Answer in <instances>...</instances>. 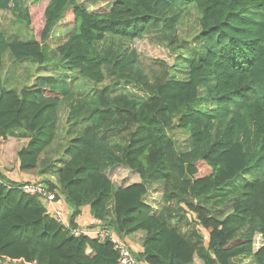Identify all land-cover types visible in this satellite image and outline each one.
I'll return each mask as SVG.
<instances>
[{
  "label": "trees",
  "instance_id": "obj_1",
  "mask_svg": "<svg viewBox=\"0 0 264 264\" xmlns=\"http://www.w3.org/2000/svg\"><path fill=\"white\" fill-rule=\"evenodd\" d=\"M40 2L43 26L35 38L9 39L0 31V139L26 136L17 170L22 177H56L41 183L71 209L64 212L69 229L41 199L22 192L38 181L0 172V255L20 264H119L111 243L72 233L87 211L121 238L142 232L140 243L129 246L141 264H264V0L33 5ZM102 3L110 4L97 8ZM188 6L199 11L200 29L183 41L176 24ZM0 11L30 28L26 0H0ZM66 17L72 31L50 44ZM139 40L177 53L176 63L158 61L162 69L147 72L132 48ZM6 55L38 67L55 63L74 76L7 89L1 75ZM77 79L92 87L90 96L75 93ZM62 107L70 137L65 162L53 168L45 153ZM175 125L189 132L185 152L168 135ZM119 166L139 182L116 188L106 172ZM150 185L161 187L157 214L144 202ZM209 205H221V215Z\"/></svg>",
  "mask_w": 264,
  "mask_h": 264
},
{
  "label": "rangeland",
  "instance_id": "obj_2",
  "mask_svg": "<svg viewBox=\"0 0 264 264\" xmlns=\"http://www.w3.org/2000/svg\"><path fill=\"white\" fill-rule=\"evenodd\" d=\"M26 1L27 3H30V13L32 19L30 28H25V26L23 27L22 24L17 22L11 14L0 11V31L5 33L9 39L20 37V39L22 40H29L31 38H35L34 34L38 32L43 26L41 17L42 1L37 5H33V2L38 0ZM77 1L83 3L84 5H91L93 2V0ZM109 4L110 3H102L98 5L97 8L107 9L109 7ZM199 16L200 13L195 6H188L186 8H183L178 23L176 24V35L179 40L186 41L191 40L193 37H195V35L199 32L200 29ZM69 20L70 17H66L64 21L60 24L59 28L55 31V33H53L54 38H52L50 44L54 43V39L56 40L59 38L62 41L66 39L67 35L72 31L73 28ZM49 47L51 51L54 49V45H51ZM132 48L137 51L140 56L142 67L149 73L157 71L159 72L162 69L158 64V61L166 63L168 67H172L176 63L175 60L177 57V53L175 54L165 47L153 45L148 40L135 41L132 43ZM52 53L55 54V58L53 57L54 62L58 61V55L54 52H51V55H53ZM1 75L3 86L7 89L15 88L17 91H20V89L24 86L36 85L44 79L62 78L70 80L72 76H74V74H71V76L68 77L70 74L60 70L55 65V63H53V65L45 67H38L37 64H33L29 61L23 63L14 62L8 55L4 56L3 58V67ZM122 87H125L127 89V92L131 95H140V92L132 86ZM91 89L92 87L86 84V82L82 79H77L74 83V91L75 93H79L80 95L90 96ZM60 112L61 117L59 125L57 127L55 139L49 147V151L45 153V156H49L51 159H53V168L61 167L65 162V158H62L61 156L62 148L66 144L68 137H70V135L66 134V127L63 125V122L65 120L64 114L66 113L63 107L61 108ZM177 121L178 117L175 119V123H177ZM168 135L174 140L176 148L179 152H185L189 149L190 146L188 131L181 130L175 125L172 129L168 130ZM26 143V136L23 135L21 132H17L14 136L8 137L6 139H0V172H10L15 175L17 179H20V181L36 180L38 182L34 183H41L45 178H49L51 179V181L53 180L54 182H56L55 176L51 177L49 175H45L39 177L37 175V172L27 173L28 177H22V174L17 170L16 167V153L20 148L24 147ZM203 174L204 169L201 168L199 176H202ZM106 175L112 181L113 185L116 188H123L129 186L135 183L136 180H139V177L136 173L131 172L128 168H124L121 166L115 167L107 171ZM15 177H12V180L17 181ZM254 178L255 176L252 175L244 178V180L251 181ZM144 202L149 205V207L152 209V212L157 214L159 208L162 206L161 187H159L158 185H150L148 187V193L144 197ZM209 209L211 212H213V210H217V213H219L218 215H221V205H209ZM93 226H90L89 228ZM79 229L81 228L79 227ZM140 239L142 240V238H139V241ZM195 264L199 263L196 262Z\"/></svg>",
  "mask_w": 264,
  "mask_h": 264
},
{
  "label": "built area",
  "instance_id": "obj_3",
  "mask_svg": "<svg viewBox=\"0 0 264 264\" xmlns=\"http://www.w3.org/2000/svg\"><path fill=\"white\" fill-rule=\"evenodd\" d=\"M24 194L35 196L41 199L48 211V213L56 219L57 222L69 229L68 221L64 217V202L61 198H57L55 193L48 190V187L42 183H28L22 187ZM76 236L88 235L96 238L99 242H109L112 244L113 250L118 254L119 264H141L131 254L130 245L126 239L119 237L115 232L107 227L95 225L91 228L72 230ZM16 260H11L0 255V264H17Z\"/></svg>",
  "mask_w": 264,
  "mask_h": 264
},
{
  "label": "crops",
  "instance_id": "obj_4",
  "mask_svg": "<svg viewBox=\"0 0 264 264\" xmlns=\"http://www.w3.org/2000/svg\"><path fill=\"white\" fill-rule=\"evenodd\" d=\"M67 142H68V140H67ZM67 142H66V144L63 146V148H62V158H65V157H63V150L65 149V147L67 146ZM50 149V148H49ZM49 149L47 150V152L49 151ZM58 158H60V157H58ZM57 158V159H58ZM57 159H55V160H57ZM135 180V179H134ZM137 182H139V180L137 181H135V183H137ZM64 208H65V210H66V212L68 213V215L71 213V209L69 208V206H67L66 204H65V206H64ZM76 222H77V224H78V226L80 227V228H83V229H85L86 227H88V226H93V225H95V224H97L98 222H96L95 220H93L92 219V217L91 216H89L88 215V213H87V211H84L82 214H81V216L76 220ZM143 237V233L142 232H138V233H136V234H134V235H130L129 237H127V238H125L126 240H127V242L129 243V245L132 247V246H135V245H133L134 243H140V241H141V239H140V241H139V238H142ZM258 242H260L258 239H257V243ZM256 246H258V244H256ZM196 262H199V260L198 259H196L195 261H194V263H196Z\"/></svg>",
  "mask_w": 264,
  "mask_h": 264
}]
</instances>
